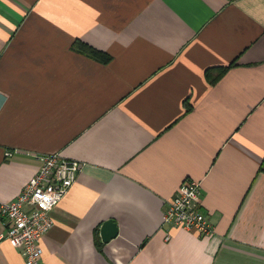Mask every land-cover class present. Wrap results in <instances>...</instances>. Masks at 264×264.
I'll use <instances>...</instances> for the list:
<instances>
[{"label": "crops", "instance_id": "1", "mask_svg": "<svg viewBox=\"0 0 264 264\" xmlns=\"http://www.w3.org/2000/svg\"><path fill=\"white\" fill-rule=\"evenodd\" d=\"M52 153L82 166L39 264H264V0H0V201ZM187 179L209 237L162 223Z\"/></svg>", "mask_w": 264, "mask_h": 264}, {"label": "built area", "instance_id": "2", "mask_svg": "<svg viewBox=\"0 0 264 264\" xmlns=\"http://www.w3.org/2000/svg\"><path fill=\"white\" fill-rule=\"evenodd\" d=\"M15 153L6 151L5 157ZM28 155L39 162L37 173L15 200L0 201V218L6 230L5 238L19 249L25 264H39L43 255L42 240L54 227L52 212L76 182L82 164L58 153ZM200 195L198 181L182 182L163 212V225L194 232L202 238L211 236L213 226L201 211ZM170 238L168 233L167 240Z\"/></svg>", "mask_w": 264, "mask_h": 264}, {"label": "trees", "instance_id": "3", "mask_svg": "<svg viewBox=\"0 0 264 264\" xmlns=\"http://www.w3.org/2000/svg\"><path fill=\"white\" fill-rule=\"evenodd\" d=\"M74 46L79 52H81V53L101 62V63L106 64L110 61L109 55H107L104 52L98 51V50H96V49H94V48H92V47H90L84 43H81L80 41L75 42ZM233 66H234V63L227 66V67L217 68L215 70L207 71L206 72V78H207L208 82L211 85L216 84L226 74V72ZM212 71H215V73L213 74ZM187 111H189L188 106H187Z\"/></svg>", "mask_w": 264, "mask_h": 264}, {"label": "water", "instance_id": "4", "mask_svg": "<svg viewBox=\"0 0 264 264\" xmlns=\"http://www.w3.org/2000/svg\"><path fill=\"white\" fill-rule=\"evenodd\" d=\"M117 234H118V229L114 221L108 220L103 223L100 230V236L102 242L104 243L109 242L111 239L115 238Z\"/></svg>", "mask_w": 264, "mask_h": 264}]
</instances>
